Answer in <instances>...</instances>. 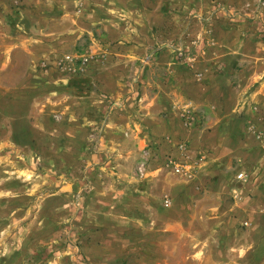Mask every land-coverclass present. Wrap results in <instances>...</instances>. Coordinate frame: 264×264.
I'll use <instances>...</instances> for the list:
<instances>
[{
    "label": "crops",
    "instance_id": "0c3cea01",
    "mask_svg": "<svg viewBox=\"0 0 264 264\" xmlns=\"http://www.w3.org/2000/svg\"><path fill=\"white\" fill-rule=\"evenodd\" d=\"M203 2L32 0V16L24 19L23 9L19 20H0V141L9 143L0 146V204L31 201L42 221L65 216L66 264L91 260L82 206H99L107 194L116 206L126 199L128 213L103 211L100 221L133 230L134 244L158 241L160 264H264V23L246 21L228 1ZM157 40L165 44L153 54ZM123 92L132 95L119 106ZM80 103L109 115L99 123L86 108L76 117ZM75 139L82 141L72 152ZM178 141L187 146L186 172L154 166L141 178L143 192L126 185L145 145L164 153ZM9 157L17 159L14 177ZM28 177L46 190L27 196ZM8 183L16 186L10 197ZM169 195L174 212L162 207ZM132 197H143L142 209ZM58 229L41 243L50 245ZM108 241L95 244L105 252Z\"/></svg>",
    "mask_w": 264,
    "mask_h": 264
},
{
    "label": "rangeland",
    "instance_id": "374dc122",
    "mask_svg": "<svg viewBox=\"0 0 264 264\" xmlns=\"http://www.w3.org/2000/svg\"><path fill=\"white\" fill-rule=\"evenodd\" d=\"M7 1H8L7 8L9 11L5 13L1 10L0 20L8 21V22L19 20L23 9H24V19H26V17L28 18L33 15L31 12V7H32L31 1L32 0H7ZM202 1L204 2L202 3L201 6H205L206 4L209 7L210 6H214V7L221 6L220 5L221 3L223 4V3H226V1H228V4L230 6L235 7L239 11L240 15H242L241 17H243L246 21H249L251 23L254 22L258 27L264 23V5L261 6V8L259 9V12L256 13L254 11L256 7V0H200V2ZM109 5H112V4L109 3ZM25 8H28V10H26ZM111 15L119 16V14L114 13V12L109 13V16ZM120 16L125 17V14L123 13ZM113 18H116V17H113ZM255 20H257L258 23ZM95 37L98 38V36H95ZM170 39L171 38H168L169 41ZM163 42L164 41L162 40H157V42L154 45L153 54H155L156 52H159L157 47L164 45L165 43ZM102 45H105V44L102 43ZM173 50L175 51V55L178 59L182 58L183 56L182 49L178 47L176 49L173 48ZM83 58H86V57H83ZM86 60H88V57L86 58ZM86 60L84 61L82 59V62H79L80 64L78 65L79 66L82 65L83 68L87 67L89 62H86ZM69 67H70V70H72L73 64ZM123 68L125 67L123 66ZM2 79L3 78L0 77V81ZM100 94H103V92L98 93L97 95L99 96ZM127 94H129V96L132 95L131 92H128ZM127 94L125 92L122 93V97L120 98V100L117 101L118 104H120L119 106L124 104V103L121 104V102L122 100H125L126 97L123 98V96H126ZM134 96H135L134 97L135 99L133 100L138 101L140 97L139 90H137V92L134 93ZM104 100L105 101L103 104L105 105V107L107 104L109 105V106L107 105L108 107H112V104H113L112 99L109 100L108 97H105ZM74 105H77V104H74ZM119 106H116V107H119ZM81 107L82 106L80 103L79 105H77V108L73 110L74 111L73 114L76 117H80V116L83 117V115L87 113L86 111V108H87L88 114L92 115L93 117L97 116L99 123L101 120L108 117L109 111H110L108 110L110 108L107 107L108 109L104 108L102 110H99L96 112L94 111L92 113V111L90 110V106L88 104H85L83 110H81ZM54 117L55 119L59 118L58 115H55ZM66 120L68 121V118H66L65 121ZM255 127L256 125H251V128H255ZM91 128H93L92 132L95 133L94 125ZM261 129L264 130V124L262 125ZM258 132L259 134H262L260 133L261 130H259ZM117 134L119 137L122 135L120 130L117 131ZM125 136L123 138H126ZM81 141L82 140H79V139H75L73 141L72 152H74L75 150L79 148ZM2 144L5 147V144H9V143L2 140L0 141V146ZM28 145L30 144L28 143ZM28 145H26V147H28ZM171 145L172 147L169 148L168 151L164 153H160L159 150H157L155 147H151V145H145L141 149L139 157L135 159L136 161L134 160V162L136 163L129 165L128 168L126 169V176L128 177L133 176V171H134V173H136L137 178L135 177L136 179L135 181L132 179L133 182L126 181L125 182L126 185H131L132 183H135L137 187L141 188V189L137 188L138 191L143 192L144 190L143 189L144 179H141L143 176L140 177L138 173L136 172V167L140 160L143 150L148 151V162L146 165V171L148 168H153L154 166L155 167L158 166V168L161 167L167 172H170L173 174H181L183 171L186 172L187 170L186 168L189 166L190 163H188L189 158L187 156V152H186L187 146L185 142L178 141V142H175L174 145L173 144ZM180 146H182V149L180 148ZM11 148H14V147H9L8 149L10 150ZM20 155H21L20 157L22 158L23 153H20ZM8 159H9L8 160L9 164L14 163L17 160L14 157H9ZM60 159H64V158L57 157V160H60ZM167 159H170L173 162L180 164L182 166V172L175 173L172 166H166L165 162L167 161ZM27 164H28L27 161L24 162V165H27ZM0 165L3 166V164L1 163ZM7 168L11 169L10 173L8 174V177L10 176L14 177V173H16V171L14 170L16 168V162L13 166H8ZM17 174H18L17 176H20L19 173ZM110 175L111 174H109L108 176ZM108 176H106L107 180H108ZM26 180L29 183H25V184L23 183L21 185H23L24 187H26L27 185L28 187L27 196L29 195L31 197L32 196L35 197L39 191L46 190L45 189L47 187L46 183L42 184L39 181L37 183L36 177H33V178L28 177ZM1 187L2 186L0 185V189ZM128 187H131V186H128ZM5 188H7L8 190L7 195L9 196L10 192L13 191L14 188L16 189V186L8 183L5 185ZM125 189H127V186H125ZM119 194L121 195V193ZM138 194H141V193H138ZM114 199L118 200V197ZM137 199L138 200L132 197L130 204H135V206H138L140 209H142L143 201H144L143 197H138ZM175 199H176L175 195L174 196L169 195L168 198L166 199L163 198V200L161 199L162 207L164 209H168V211L174 212L176 208V206L174 205ZM110 200H111V195L109 196V194H107L101 198V203H99V206L94 205V204L92 205L84 204V206H82L83 211H85L84 217L82 215V218L84 219V221L82 220V222H84L83 224L84 226L86 225V227H84L80 231V235L81 237H85L83 238L84 240L87 238L86 242L88 243L90 241H93V243L90 245V250L88 249L87 251V254L89 255L91 260L88 263H84V264H97V263L99 264H116V263L160 264L159 257H160L161 252L160 250H158L159 248L158 241H152V242L147 241L148 244L143 243L142 241V242H138L134 244L133 241L136 240L135 238L137 237H134L132 235L133 230L127 228L126 225H124L126 228H122L120 225H118L119 221L117 222V225L114 224V226H112V222L110 220L100 221V218H98V215L96 214L101 215L103 211L104 213L113 212V213H117L120 215H126L128 213L129 206L127 204L126 199H121L123 202L121 203L122 205L120 206H116V204L110 203ZM166 200L168 201L167 205L165 204ZM26 202H30L29 205H27ZM77 206L78 205L76 204L75 207ZM37 207L38 206L34 205V203H31V201H24L21 199L16 200L15 198H11V200H9L7 204H2V205L0 204V264H66L65 259L61 257L62 254L60 255L59 253L61 249H63L65 246L67 247V244H68L67 243L68 237L66 236V233L64 231L65 229L63 228V230L60 231V227L64 226L63 224H64L65 216H61V218H58L56 221L53 220V222L52 220L42 221L36 215ZM105 215L106 214H104L103 216ZM41 226H44V227H41ZM58 226H59V229L57 231L58 235L51 237L50 245L49 243H41V241L43 240L42 236L48 233H51V232L53 233L56 232L55 230ZM102 226H104V228H102ZM128 230H131V231H128ZM118 232L120 234H117ZM104 236L105 237L107 236L108 239H111L112 237L114 241L113 242L108 241L107 242L108 245H106L104 249L105 252H102L100 250V245L97 246L95 242L99 239L102 240ZM118 238H121V240L118 241L119 240ZM51 248L54 249V251H52ZM102 260L104 261L102 262ZM174 263L177 264L176 261L173 262V264ZM183 264H192V263L185 262Z\"/></svg>",
    "mask_w": 264,
    "mask_h": 264
},
{
    "label": "built area",
    "instance_id": "2783aa9c",
    "mask_svg": "<svg viewBox=\"0 0 264 264\" xmlns=\"http://www.w3.org/2000/svg\"><path fill=\"white\" fill-rule=\"evenodd\" d=\"M264 5V0H256V7L254 9V11L256 13L259 12V9L261 8V6ZM83 60L85 61L86 59L83 58ZM180 148L182 149V146H180ZM147 162H148V151L146 150H143L142 151V155L140 157V160L137 164V167H136V172L138 173V175L141 177V176H144L145 172H146V165H147ZM165 165L166 166H172L173 170L175 173H180L182 172V166L178 163H175L173 162L172 160L170 159H167V161L165 162ZM243 174L239 173L237 174V178H242ZM165 204L167 205L168 204V201L166 200L165 201Z\"/></svg>",
    "mask_w": 264,
    "mask_h": 264
}]
</instances>
